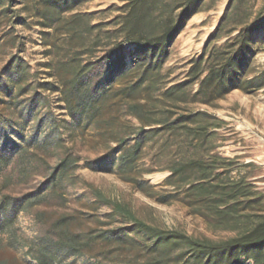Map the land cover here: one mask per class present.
Listing matches in <instances>:
<instances>
[{
    "label": "rangeland",
    "instance_id": "rangeland-1",
    "mask_svg": "<svg viewBox=\"0 0 264 264\" xmlns=\"http://www.w3.org/2000/svg\"><path fill=\"white\" fill-rule=\"evenodd\" d=\"M127 1L81 0L73 13L91 15L96 30L113 34V46L126 42L119 25ZM237 1L201 3L171 42L158 75L148 71L134 87L145 65L128 61L106 82L104 111L91 123H76L61 90L41 86L57 78L46 46L52 30L42 32L38 3L0 0V264H141L151 234L120 207L151 226L214 242L242 235L264 218V89H218L206 102L205 75L188 81L193 64L200 59L206 67L210 52L224 43L210 38L224 16L241 10L255 22L264 10V0ZM255 36L240 82L264 71V25ZM128 103L151 112L145 127L128 114ZM117 136L126 139L124 149ZM138 142L132 169L122 171V155ZM66 153L78 163L62 177ZM190 161L203 165L168 181L173 168ZM106 230L126 234L134 245H98L94 237ZM173 257L170 264H181L191 254L177 249Z\"/></svg>",
    "mask_w": 264,
    "mask_h": 264
},
{
    "label": "trees",
    "instance_id": "trees-1",
    "mask_svg": "<svg viewBox=\"0 0 264 264\" xmlns=\"http://www.w3.org/2000/svg\"><path fill=\"white\" fill-rule=\"evenodd\" d=\"M79 1L36 0L38 6L35 13L42 32L48 36L52 33L53 36L50 42H46V46L50 56L51 76L57 78V82L46 81L41 86L49 91L61 90L68 114L76 123L82 119L91 123L104 111L110 100L106 85L110 76L122 71L128 61L145 65L144 74L134 87L145 80L148 71L157 69L158 75L159 68L169 54L171 42L186 26L189 18L199 12L205 0H128V9L119 25V32L125 36L126 42L113 46L109 44L113 34H103V30H96L91 15L73 13ZM242 1L238 0L237 3ZM255 19V22H249L244 19L241 10L236 11L230 16H224L210 35L216 42L225 41L210 52L206 67L202 66L200 59L193 64L188 80L194 83L205 75L201 92L205 96L204 101L209 102L218 89L224 93L233 86L249 93L264 89V71L254 74L245 82L239 81L257 41L255 33L264 25V22L260 24V21H264V10L258 12ZM228 23L233 24L228 26ZM59 34L63 37L61 42ZM102 49V54L97 56ZM202 55L199 58L204 57ZM59 78L62 84L58 82ZM179 87L170 88L168 94ZM127 112L139 119L143 127L148 119H152L151 112L143 103H128ZM220 121L225 123L224 120ZM116 141L117 147L124 149L126 139L117 136ZM141 147V142H138L135 151L122 155V171L132 169L136 153ZM60 162L63 177L70 167H77L78 160L66 153L61 156ZM195 165L202 166L203 163L190 161L173 168L168 181L175 175H184ZM126 179L137 183L131 176ZM97 193L102 202L110 203L100 192ZM120 208L127 217L151 234V243L144 244L147 259L141 264H170L177 249H181L184 254H191V258L181 264H264V218L242 235L214 242L181 231L151 226L137 219L127 208ZM94 238L98 245L113 250L122 249L126 243L134 245L126 234H117L114 230L103 231ZM68 239L72 244L77 243L76 236H68Z\"/></svg>",
    "mask_w": 264,
    "mask_h": 264
}]
</instances>
